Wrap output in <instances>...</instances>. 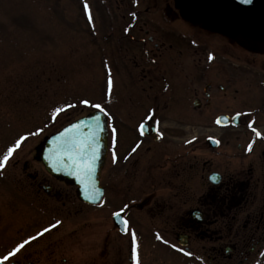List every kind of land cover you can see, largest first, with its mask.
Masks as SVG:
<instances>
[{
  "label": "flooded vegetation",
  "instance_id": "flooded-vegetation-1",
  "mask_svg": "<svg viewBox=\"0 0 264 264\" xmlns=\"http://www.w3.org/2000/svg\"><path fill=\"white\" fill-rule=\"evenodd\" d=\"M93 1L106 29L121 37L114 62L125 89L120 108L102 107L108 115L101 200L83 202L77 186L38 161L40 169L24 171L40 179L37 192L49 198L38 203L43 208L59 204L62 187L70 191L64 197L104 215L102 236H77L78 254L62 262L134 264L135 233L139 264H264V132L248 129L264 117V28L242 29L200 0ZM193 111L211 116L201 122L204 137L193 135ZM220 115L230 118L226 126L215 125ZM43 208L39 218L53 221L17 245L47 243L61 226L60 216L46 218ZM57 243L45 246L52 260L64 250ZM22 251L12 262L37 263L16 259Z\"/></svg>",
  "mask_w": 264,
  "mask_h": 264
},
{
  "label": "rangeland",
  "instance_id": "rangeland-1",
  "mask_svg": "<svg viewBox=\"0 0 264 264\" xmlns=\"http://www.w3.org/2000/svg\"><path fill=\"white\" fill-rule=\"evenodd\" d=\"M94 3L93 0H0V157L16 140L27 137L0 170V259L30 232L53 221L39 218L43 207L38 203L49 199L37 192L40 179L24 174L25 170L32 174L41 167L35 147L43 137L93 105L107 103L111 109H118L125 98L120 64L114 62L121 57L117 44L121 37L106 29L105 18L94 11ZM83 101H88V105ZM58 108L66 111L53 121L52 113ZM239 113L245 120L252 119L246 111ZM192 114L193 135L204 137L208 132L200 125L211 116L209 113L201 116L195 111ZM260 120L263 121L257 127L248 129L264 132V117ZM211 130L215 135L222 132L213 127ZM37 132L39 135H34ZM25 163L28 169H23ZM61 189L64 190H60L59 204L43 208L46 218L58 214L61 226L51 232L47 243L46 239L25 247L16 259L30 257L36 264H68L78 254L73 244L77 236L87 242L102 236L104 226L99 223H103L104 215H92L76 203L73 195L64 197L70 193L68 189ZM25 199L27 204L22 202ZM30 204L35 213L30 211ZM79 224L83 227H75ZM57 242L64 250L52 260L47 257L45 246L51 243L52 247ZM62 259L68 262L63 263Z\"/></svg>",
  "mask_w": 264,
  "mask_h": 264
},
{
  "label": "water",
  "instance_id": "water-1",
  "mask_svg": "<svg viewBox=\"0 0 264 264\" xmlns=\"http://www.w3.org/2000/svg\"><path fill=\"white\" fill-rule=\"evenodd\" d=\"M210 8L224 13L234 24L241 28L251 26L264 27V0H252L251 4H241L239 0H201ZM95 116H100L101 124H105L102 115L95 112L87 117L81 118L49 139L48 156H41L46 167L57 171L67 179L73 180L80 186V190L86 195L92 192L95 186L99 170L105 158L106 130L97 128L94 120ZM74 125H80L78 131L65 136L66 130ZM95 136V140L92 137ZM73 141L76 147H72ZM86 149L81 153L79 149ZM37 153L40 149H36ZM93 150L95 158L93 159ZM90 167V173L83 171ZM57 173V174H58Z\"/></svg>",
  "mask_w": 264,
  "mask_h": 264
},
{
  "label": "snow or ice",
  "instance_id": "snow-or-ice-1",
  "mask_svg": "<svg viewBox=\"0 0 264 264\" xmlns=\"http://www.w3.org/2000/svg\"><path fill=\"white\" fill-rule=\"evenodd\" d=\"M239 2L241 4H251L252 3V0H239ZM84 10L85 12L87 13L88 12V5L85 4L84 5ZM89 22H91V16L89 15ZM209 59H212V57L210 56ZM111 80L109 81V88H111ZM83 103L87 106L88 105V101H83ZM70 107H74L73 105H70ZM93 107H96L101 113H103V115L107 116V112L104 111L103 108H101L99 105H93ZM66 111V109L64 108H58V109H55L54 112L52 113V119L53 121L56 120V118L59 116L60 113ZM94 120L96 122V126L98 129H100L101 131H103V128L105 127L106 125V122L105 124H101V120H100V116H95L94 117ZM217 123H219V121H217ZM144 125H141V129H143ZM80 128V125H74L72 128L66 130L65 132V136H68L69 133H72V132H75V131H78ZM115 131V130H113ZM34 135H39V132L37 133H34ZM141 135H143V131H141ZM257 136H259L260 134L259 133H256ZM27 137H21L20 139L16 140L15 143L9 147L6 151V153L0 157V170H3V168L7 165V163L9 162V160L12 158L13 154L21 147L22 143L24 140H26ZM92 140H95V136L92 137ZM72 147H76V142L73 141V144H72ZM86 149H79L78 152L82 154L83 151H85ZM95 158V151L93 150V159ZM114 159H115V156H114ZM82 169L83 171H85L86 173H90L91 171V168L90 167H87V168H84L82 166ZM121 217V212H115L113 213V218L114 219H120ZM124 225H125V232L127 233V222L126 221H123ZM53 227H56V225H53ZM45 232H48L50 231V229L46 228L44 230ZM44 233H40V235H43ZM32 239H37V237H33ZM157 239L160 240L161 237L157 236ZM31 241H24L23 243L19 244L16 246V248H14L11 252L8 253V255L4 256L3 259H0V264H6L7 261H9L12 257H15L22 249L25 248V246L27 244H29ZM132 244H133V248H132V259L134 261V264H139L138 262V257H137V248H136V236H135V233H132ZM185 255H189V253L185 252L184 253Z\"/></svg>",
  "mask_w": 264,
  "mask_h": 264
}]
</instances>
